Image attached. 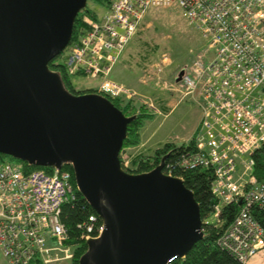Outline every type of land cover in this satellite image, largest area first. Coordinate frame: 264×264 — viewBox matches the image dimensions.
<instances>
[{"label": "built area", "instance_id": "2783aa9c", "mask_svg": "<svg viewBox=\"0 0 264 264\" xmlns=\"http://www.w3.org/2000/svg\"><path fill=\"white\" fill-rule=\"evenodd\" d=\"M159 8H177L214 50L210 60L194 62L174 82L197 101L200 122L193 144L165 162L163 174L183 181L186 172L211 171L215 224L224 206H239L216 246L247 264L264 250V231L251 214L264 211V180L253 176L254 155L264 146V0H112L70 44L65 73L95 83L90 90L98 95L161 115L144 96L110 80L147 12ZM120 160L126 171L128 160L123 154ZM52 170L24 172L0 158V252L8 264L73 258L61 213L76 196L70 174ZM81 227L86 242L98 238L103 225L97 228L91 216Z\"/></svg>", "mask_w": 264, "mask_h": 264}, {"label": "water", "instance_id": "95a60500", "mask_svg": "<svg viewBox=\"0 0 264 264\" xmlns=\"http://www.w3.org/2000/svg\"><path fill=\"white\" fill-rule=\"evenodd\" d=\"M88 0H0V154L30 167L70 166L102 221L78 264H169L203 239L199 205L180 179L122 169L128 125L107 98L69 93L49 68ZM183 71L177 75L179 82Z\"/></svg>", "mask_w": 264, "mask_h": 264}, {"label": "rangeland", "instance_id": "374dc122", "mask_svg": "<svg viewBox=\"0 0 264 264\" xmlns=\"http://www.w3.org/2000/svg\"><path fill=\"white\" fill-rule=\"evenodd\" d=\"M87 6L99 15L104 12L99 1L88 0ZM70 44L56 58L57 62L66 60ZM213 53L214 50L208 48V42L177 8L150 9L147 12L141 27L110 75L112 82L144 96L161 112V115H154L144 109L145 113L152 115L144 120L141 130L140 149L144 153L152 154L156 148L168 143L178 148L187 147L197 136L200 122L197 101L193 97H184L181 87L175 86L174 82L180 71L188 69L196 61L210 60ZM70 81L76 91H86L96 86L77 77H70ZM128 152L122 153L127 160L130 158ZM3 160L17 165L10 159ZM206 221L215 224L212 215ZM263 257L264 250L247 264H264ZM0 264H8L1 252Z\"/></svg>", "mask_w": 264, "mask_h": 264}, {"label": "trees", "instance_id": "16d2710c", "mask_svg": "<svg viewBox=\"0 0 264 264\" xmlns=\"http://www.w3.org/2000/svg\"><path fill=\"white\" fill-rule=\"evenodd\" d=\"M99 1L104 8V11L109 8L112 0H95ZM88 2V1H87ZM99 13H95L91 8L86 5V8L82 10L75 19L73 26V34L70 43H73L80 35L83 28H86L88 21L96 20ZM52 72L58 73L61 77L65 89L74 95L84 93H95L94 90L76 91L70 81V77L66 75L64 65L61 62H57L55 59L49 65ZM106 98V97H105ZM111 103L117 107L126 117L135 116L136 119L128 125L127 138L123 143L121 154L127 149H133L141 143V130L143 128L144 120L152 117L151 114L144 112V107H138V109L131 102L114 100L107 98ZM195 139V138H194ZM194 139L190 141L189 145H192ZM185 147H176L173 144H165L163 147L155 149L149 156H137L129 162V166L126 172L131 174H142L152 171L156 166L160 164L161 159L164 156H168L166 163L170 161L175 153H180ZM0 158L10 159L21 166L24 172H33L43 170L47 173H52L51 168L43 167H30L26 163L14 159L10 156L0 154ZM255 163L253 167V176L260 182L264 180V146H262L254 155ZM62 171L68 172L71 176V184L76 196V199L62 207L61 221L65 224L70 236L69 244L73 248V258L68 264H78L81 256L86 252V242L82 238L84 229L79 227L82 224L88 222V218L91 216L96 217V227H100L102 224L101 219L88 205V203L82 198L80 193L76 190L74 175L70 166H65ZM183 182L187 189H189L194 196L195 201L199 205L200 216L203 223L202 232L203 239L195 244L192 250L187 254L185 258L174 259L169 264H241L231 255L224 251H221L216 246V240L221 235L223 230L233 221L235 215L238 212V205H227L222 209V214L219 218L220 223H208L206 220L212 215L213 205L216 203L211 194V182L212 174L209 170H196L184 173ZM253 218L258 222L264 231V211L254 208L251 211ZM32 264H39L34 262Z\"/></svg>", "mask_w": 264, "mask_h": 264}, {"label": "crops", "instance_id": "0c3cea01", "mask_svg": "<svg viewBox=\"0 0 264 264\" xmlns=\"http://www.w3.org/2000/svg\"><path fill=\"white\" fill-rule=\"evenodd\" d=\"M169 107H171V105H169ZM163 108H165V107H163ZM140 147H142V140H141V143H140V145L138 147L133 148V149H127V150L124 151V152H128L129 151L128 153H129L130 158L128 160V163L131 162L132 159H134L137 156H142V155L149 156V155H151L149 153L148 154L147 153H144V151L141 150ZM156 149H158V148H156ZM263 259H264V257H263Z\"/></svg>", "mask_w": 264, "mask_h": 264}, {"label": "bare ground", "instance_id": "6f19581e", "mask_svg": "<svg viewBox=\"0 0 264 264\" xmlns=\"http://www.w3.org/2000/svg\"><path fill=\"white\" fill-rule=\"evenodd\" d=\"M199 204V203H198ZM171 263V262H170Z\"/></svg>", "mask_w": 264, "mask_h": 264}]
</instances>
